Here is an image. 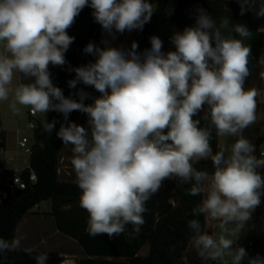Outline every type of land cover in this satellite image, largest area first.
Wrapping results in <instances>:
<instances>
[{
    "label": "clouds",
    "instance_id": "1",
    "mask_svg": "<svg viewBox=\"0 0 264 264\" xmlns=\"http://www.w3.org/2000/svg\"><path fill=\"white\" fill-rule=\"evenodd\" d=\"M236 3L241 16L264 17V0ZM86 7L102 28L103 47L89 42L83 52L94 59L73 67L65 54L75 37L67 30ZM154 13L150 0H0V102L13 114L23 107L62 116L46 120L44 131L72 146L90 236L119 237L128 225L129 235H138L146 203L176 178L190 185L188 195L202 197L187 221L200 261L264 264V256H250L237 243L264 203V151L257 156L244 135L264 104V53L253 56V32L245 23L229 17L217 23L200 6L195 23L169 37L167 51L157 35L143 51L135 40L113 46L118 35L143 31ZM250 64L260 84L246 87ZM50 67L74 73L68 96ZM74 111L87 116L86 126L69 119ZM214 139L224 141L216 150ZM201 162H210L211 171L198 169ZM200 216L217 222L218 231L203 230ZM22 239L0 237V254L23 251L35 264H47L49 254L23 247Z\"/></svg>",
    "mask_w": 264,
    "mask_h": 264
},
{
    "label": "trees",
    "instance_id": "2",
    "mask_svg": "<svg viewBox=\"0 0 264 264\" xmlns=\"http://www.w3.org/2000/svg\"><path fill=\"white\" fill-rule=\"evenodd\" d=\"M169 0H160L156 6L151 22L144 26L143 31H137L134 40L139 45V50L150 48L149 38L152 35L165 37L174 31H182L184 27L195 23V9L200 6L219 23L221 18L243 19L250 16L246 12L239 14L240 8L236 0H178L175 11L168 15L166 12ZM92 9L86 7L76 18V22L69 28L68 34L75 37L74 43L67 51L66 59L73 67L86 64L94 57L83 52L89 42L100 45L102 28L95 23L91 15ZM54 83L61 87L65 96L74 90L69 89L67 81L74 77L59 67H50ZM83 88L93 96L99 93L92 87L82 84L77 89ZM85 103H91L86 100ZM87 116L78 111L70 114L69 119L78 122ZM49 119L62 120L56 112H50ZM59 124L56 125L58 130ZM216 150L218 140H213ZM6 133L2 126L0 113V237L12 239L21 219L36 205L46 200H52L51 215L54 216L59 231L75 239L80 246L84 258L77 260L76 264H183L182 257H187L189 264H206L196 255L188 252L191 230L187 221L194 218L191 209L201 200V196L187 194L188 184H181L173 178L168 184L161 187L147 203L148 211L144 213L145 223L138 235H129L132 226H127L125 234L110 239L107 234L92 237L87 232L88 213L80 207V190L76 183L61 182L58 176L60 151L63 147L62 140L57 138L55 131L48 135L41 122L34 130L32 150L30 153L29 167L20 172L21 177L28 181L31 171L37 175L36 182H29L26 188L13 185L16 171L6 166L3 152L6 150ZM198 169L211 171L210 162H201L196 165ZM13 192L6 203H3L2 194H7L8 188ZM263 205L258 208L257 220L264 222ZM200 220L202 229L206 230V220L203 216L196 217ZM149 245L146 256L139 253ZM47 252V264H61L64 257L58 252ZM0 264H35V261L23 251L0 254Z\"/></svg>",
    "mask_w": 264,
    "mask_h": 264
},
{
    "label": "crops",
    "instance_id": "3",
    "mask_svg": "<svg viewBox=\"0 0 264 264\" xmlns=\"http://www.w3.org/2000/svg\"><path fill=\"white\" fill-rule=\"evenodd\" d=\"M234 20L241 21L239 23H245L253 32V38L248 41V43L252 46L253 56L259 57L262 53H264V17L258 19L251 12L250 16L247 18ZM255 39L256 42L254 43ZM99 46L103 47L101 44ZM259 84L258 68L254 67V72L246 81V87ZM86 120L87 118L81 119L77 122V124L86 126ZM260 138H264V134L259 136L258 142ZM71 147V145H63L60 151L58 176L61 182L75 183V173L70 163L72 156ZM3 158L6 166L16 172L20 173L25 168L29 167L30 154L28 156H24L18 149L10 150L8 149V144H6V150L3 152ZM170 181L171 180L165 181L163 186L168 184ZM48 202H50V204H48ZM44 204H46V208L42 209ZM52 206V200L50 199L33 207L19 222L15 237H23V247H35L37 250L41 247L45 248L42 249L44 251L58 252L64 257V261L61 264H76L77 260L84 258L83 252L80 248L77 253L79 257L76 259L70 258L71 256H68L61 251L59 247L62 243H65L68 239L74 241L76 240L58 230L55 218L51 215ZM216 223L217 222L215 221H206L205 231H208L210 234L216 232ZM147 247L149 252V245L145 248ZM143 250L139 253V255L146 256L148 252L143 253ZM188 252L192 255H196L191 243L189 244Z\"/></svg>",
    "mask_w": 264,
    "mask_h": 264
},
{
    "label": "rangeland",
    "instance_id": "4",
    "mask_svg": "<svg viewBox=\"0 0 264 264\" xmlns=\"http://www.w3.org/2000/svg\"><path fill=\"white\" fill-rule=\"evenodd\" d=\"M178 0H169L166 7V12L168 9H173L175 11L176 5ZM154 9H156V4H153ZM173 11V12H174ZM172 12V13H173ZM232 23H239L241 21H237L234 19H230ZM137 35V31H133L131 33H125L123 35H118L117 40L113 41V46H120L124 45L126 47H130L131 42L134 40V38ZM162 41L164 42V50H169L172 46L169 43V36L165 37L163 34L158 35ZM256 42V39L254 40V43ZM252 48V46H251ZM29 110L28 108H21L19 114H13L9 107L8 102H0V113H1V121L3 129L6 133V140L8 144V149L15 150L18 149L24 156H28L29 153L26 152L24 149L20 148L18 145V141L23 137L27 136L29 138V146L32 147L33 144V135L34 130L29 128V122L31 120L29 116ZM50 112L43 114L38 113L37 117L35 118L36 124L38 122H41L43 127H45L46 120L50 121L49 119ZM261 134H264V104L258 105L257 108V122L256 124L252 125L248 129L245 130L244 135L256 145V155L259 156L260 146L264 145V138H260L258 142V138ZM224 141L218 140V144L223 143ZM231 142L230 140L228 141ZM50 204V202H48ZM46 208V204L43 205L42 209ZM263 212H264V205H263ZM257 210L253 213V218L249 222V227L244 234H242L241 238L239 239V242H248L249 240H258L262 245H264V222L257 220ZM218 229L216 230V232ZM63 253H65L68 256H71L70 258H78V251L80 250V246L78 243L74 240L68 239L65 243H62L59 247ZM39 250L45 249V248H38ZM148 252V247L144 248L143 253ZM247 264V263H244Z\"/></svg>",
    "mask_w": 264,
    "mask_h": 264
},
{
    "label": "built area",
    "instance_id": "5",
    "mask_svg": "<svg viewBox=\"0 0 264 264\" xmlns=\"http://www.w3.org/2000/svg\"><path fill=\"white\" fill-rule=\"evenodd\" d=\"M160 0H150L153 4H158ZM38 113L33 114L31 110H29V116L31 118L29 122V128L32 130H35L37 127V124L35 122V118L37 117ZM18 145L20 148L24 149L29 154L31 153L32 148L29 146V138L27 136H23L19 141ZM260 151H264V145L260 146ZM259 151V153H260ZM37 181V175L35 172L31 171L30 178L28 181L24 180L19 172H16V175L13 178V185H15L18 188H26L28 186L29 182H36ZM239 246L244 247L250 256H255L257 253H259L261 256H264V246L257 240H249L248 242H239ZM227 259V258H226ZM244 263H247L245 261ZM206 264H224L223 261H207Z\"/></svg>",
    "mask_w": 264,
    "mask_h": 264
},
{
    "label": "water",
    "instance_id": "6",
    "mask_svg": "<svg viewBox=\"0 0 264 264\" xmlns=\"http://www.w3.org/2000/svg\"><path fill=\"white\" fill-rule=\"evenodd\" d=\"M249 67H250V71H251V74H252L254 72V67L251 64L249 65ZM12 192H13V189L10 187V188H8L6 195L2 194V197H4L3 203H6L9 200Z\"/></svg>",
    "mask_w": 264,
    "mask_h": 264
}]
</instances>
